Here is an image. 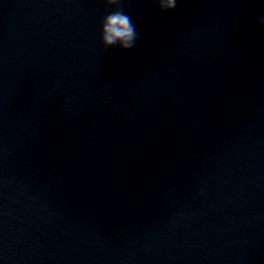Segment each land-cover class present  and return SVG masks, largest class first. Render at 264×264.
<instances>
[{"label": "water", "instance_id": "1", "mask_svg": "<svg viewBox=\"0 0 264 264\" xmlns=\"http://www.w3.org/2000/svg\"><path fill=\"white\" fill-rule=\"evenodd\" d=\"M0 0V264H264V0Z\"/></svg>", "mask_w": 264, "mask_h": 264}, {"label": "clouds", "instance_id": "2", "mask_svg": "<svg viewBox=\"0 0 264 264\" xmlns=\"http://www.w3.org/2000/svg\"><path fill=\"white\" fill-rule=\"evenodd\" d=\"M107 11L99 21V44L102 49L119 48L121 51L132 49L139 33L130 15L124 11L122 0H100ZM157 11L169 12L176 7L177 0H152ZM255 23L264 28V14L258 16Z\"/></svg>", "mask_w": 264, "mask_h": 264}]
</instances>
